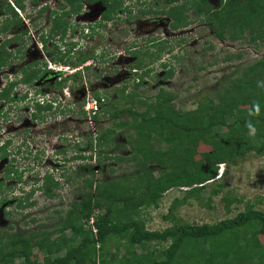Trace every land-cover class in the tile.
Wrapping results in <instances>:
<instances>
[{
  "label": "trees",
  "instance_id": "1",
  "mask_svg": "<svg viewBox=\"0 0 264 264\" xmlns=\"http://www.w3.org/2000/svg\"><path fill=\"white\" fill-rule=\"evenodd\" d=\"M189 4L172 12L175 28L187 25ZM192 4L221 39L237 40L249 32L252 40L264 42V0H221L218 7L209 0H193ZM2 9L0 1V12ZM240 73L239 78L223 83L215 96L188 110L177 108V95L164 88L148 99H142L138 91L127 92V86L118 88V98L95 94L99 109L92 118L99 121L109 116L113 124L100 128L88 149L97 146L99 164L116 158L134 162V168L118 178L96 179L98 168L85 165L91 175L86 170L82 173L86 176L80 200L61 216L57 227H27L11 234L0 230V264H16L17 259L19 264H264V210L254 203L249 202L234 217L197 224L174 214L181 202L175 199L165 215L172 223L165 229L148 228L146 218L147 209L157 208L172 188H188L183 200L199 199L207 183L218 176L219 164L234 162L251 151L264 154V55L241 67ZM174 74L175 69L170 68L164 79ZM142 84H135L136 89ZM140 102L146 105L142 111L135 106ZM222 127L225 132L220 131ZM120 129L129 133V155L109 150ZM197 155L210 170L202 168ZM60 185L56 175H48L40 188L51 198L57 196ZM32 195L16 196L19 207L33 205ZM223 200L227 211L234 201H241L227 196ZM233 234H237L236 240ZM36 249L48 253L44 261Z\"/></svg>",
  "mask_w": 264,
  "mask_h": 264
},
{
  "label": "flooded vegetation",
  "instance_id": "2",
  "mask_svg": "<svg viewBox=\"0 0 264 264\" xmlns=\"http://www.w3.org/2000/svg\"><path fill=\"white\" fill-rule=\"evenodd\" d=\"M189 1L187 25L175 28L172 12ZM192 1L14 0L20 10L14 9L15 13L4 5L0 12V204L2 171L21 179L22 174L12 170L14 163L32 166V180L44 181L57 175L50 171L56 161L62 166L56 168L62 170L57 179H65L68 162L87 159L81 139L82 148L71 156L65 144L54 145L55 136L71 135H53V119L87 120L83 103L88 96L106 93L101 88L106 80L127 86L129 92L136 70L154 68L158 61L165 67L159 75L174 68L188 46L186 36L180 35L188 31V12L198 13ZM147 56L153 57L148 65ZM93 133L97 136V128Z\"/></svg>",
  "mask_w": 264,
  "mask_h": 264
},
{
  "label": "rangeland",
  "instance_id": "3",
  "mask_svg": "<svg viewBox=\"0 0 264 264\" xmlns=\"http://www.w3.org/2000/svg\"><path fill=\"white\" fill-rule=\"evenodd\" d=\"M0 1H2L3 7L6 4L5 2H9L12 7L15 6L12 2L14 0ZM220 1L209 0V4L218 7L220 6ZM198 13L194 10H189L188 12L189 25L187 26L188 28L186 30L188 31L186 32H190V34L185 35L186 32L180 34L181 36H186L188 46L180 52L181 58L175 60L174 76L170 79H164V74L159 75L158 72L164 70L165 67L158 61L154 68L144 66L140 69L141 73L147 69H151L152 72L147 75V80L137 89L135 86L137 82L135 80V83L130 85L129 92L138 91L142 99H148L156 95L160 89L164 88L177 95L174 101L177 108L181 110L192 109L202 100L207 101L209 97L215 96V91L223 83L228 82L231 78H239L241 76V67L254 63L264 55V42L262 40H252L249 37V32H246L242 38L237 40L221 39L210 27L208 22H206L205 15ZM151 51L153 52V49ZM228 56L233 57L226 59ZM152 58V56L146 57V65L151 62ZM115 85L113 79L106 80L103 82L101 88L102 90L106 88L104 91H107L106 94L111 95L112 98H118L120 95L118 88L122 85ZM89 97L91 96L87 98ZM135 106L138 110L142 111L146 105L140 102ZM100 118L99 121L94 120V118H89V116H87V120L81 121H72V119L69 120L66 116L61 117L57 121L53 119L52 121L55 123L52 132L53 135L59 132H66V134L71 135V137L61 136L59 139L55 136L53 138L55 140L54 145L57 143L65 144V149L69 147L70 156L75 154V151L83 146L78 145V139H81V142H85L84 147L89 148L91 138L96 137L93 131L97 128L98 135L100 128L104 126L110 127L113 124L109 116L105 118L102 116ZM65 120L69 121L67 122ZM220 131L225 132L226 128L222 127ZM130 144L131 139L129 138V133L125 129H120L118 135L114 138L113 147L109 150H112V154L116 153L118 155L120 153L129 155L132 152ZM92 151L90 152L88 149L86 151L87 158L90 156V153H93L94 158L92 160L81 159L70 161V163L68 162L66 164L69 172L66 174V179L61 181L62 185L56 190L57 196L47 197L39 186H35L37 191L35 190L29 199L34 204L29 208L19 207V199L15 197L22 195L24 197L29 194L33 186V180H31L34 178L33 167L29 166L24 179L19 181L13 178L12 174L8 177L2 171V199L5 198L7 201L0 204V230L11 234L19 232L22 229L25 230L27 227L33 229L44 228L46 230H52L54 227H57L60 224L61 216H65L70 208L73 207V203L80 200V194L83 192L82 190L85 184L84 177L86 176L82 173L86 170V174L88 173V176L90 174L88 171L89 168L80 166L82 163H85L86 166L93 164L98 168V171L94 175L96 179L118 178L129 173V169L135 166L134 162L117 161L116 158L104 160L99 164L98 152L94 149ZM196 160L202 165V168L206 170L211 169L208 164L202 163L198 155L196 156ZM57 162L50 166V171L56 172L57 176H59L62 170L59 171L56 168L62 169V166L55 165ZM15 164L13 166H16ZM18 166L20 169L23 168V165ZM101 166L105 167L103 171L99 169ZM151 167L158 168V165L151 164ZM112 168L115 171H112ZM44 169L45 167H43ZM158 174L159 172L157 171L156 175ZM42 184L43 181H40L38 185L41 186ZM22 188L25 190H22ZM186 189L188 188H172L165 192L159 200L157 208L150 207L147 209L146 218L148 228L152 230H163L171 225L172 221L166 219L165 215L170 210L175 199L181 200V202L177 203L174 214L181 217L184 222L197 224L216 223L234 217L239 211L244 210L249 202L254 203L258 209L264 210V154L251 151L236 158L234 162L228 161L219 164L218 176L214 181L211 180L207 183L199 199L189 197L183 200ZM224 196L232 200L240 199L241 201H234L231 205V211H227L223 200ZM33 219H36V221H33ZM70 233L71 230H68L67 234ZM236 238H238L237 234H233V239L236 240ZM120 251L123 253L124 248L122 247ZM35 253L43 261L48 256V253L40 252L37 249ZM61 254H64V251L59 255ZM56 256L53 255V258ZM19 263H21V260L17 259L16 264Z\"/></svg>",
  "mask_w": 264,
  "mask_h": 264
},
{
  "label": "clouds",
  "instance_id": "4",
  "mask_svg": "<svg viewBox=\"0 0 264 264\" xmlns=\"http://www.w3.org/2000/svg\"><path fill=\"white\" fill-rule=\"evenodd\" d=\"M13 2V1H12ZM15 7V9H16V11L17 12H19L20 10H19V8L18 7H16V6H14ZM52 69H54V70H56L57 68H55L54 66H53V68ZM141 69V68H140ZM140 69H139V71L138 70H136L135 72H137V75H139V76H137L136 77V82L137 83H139V82H141V81H145V80H147V75H149V69H147V70H145L143 73H141L140 72ZM137 83H135V84H137ZM120 87V86H119ZM121 88V87H120ZM86 100H87V102H86ZM85 100V102L83 103V109L86 111V114H87V116H89V118H92V116H93V114H95V112H97L98 111V109H99V106H98V101H97V99L94 97V96H91V97H89V98H87ZM96 101L97 102V108H90V107H88V105L90 104V103H92L93 101ZM97 137V136H96ZM95 137V138H96ZM93 138V137H92ZM91 138V139H92ZM96 144V143H95ZM89 145H90V142H89ZM96 145H95V148H94V150H97L96 149ZM88 149V148H87ZM88 151H92V150H89L88 149ZM93 152V151H92ZM97 152V151H96ZM91 154H93V153H90V155ZM94 158V157H93ZM14 165V164H13ZM16 166H12V170H14V171H17V172H19V173H21L22 175L20 176V178L21 179H18V181L19 180H22V179H24V176H25V174H27L26 173V171H27V168L30 166V165H24V164H18V165H23V168L22 169H20V167L17 165V164H15ZM97 171H98V169H97ZM24 173V174H23ZM57 176V175H56ZM27 177H29L28 175H27ZM33 179H35V177L33 178ZM60 179V178H59ZM66 179V178H65ZM32 180V179H31ZM61 181L63 180L64 181V179H60ZM27 181V180H26ZM40 181H43V180H33V186H32V188L30 189V192L29 193H31V192H34L35 190L37 191V189H35V186H39V187H41L40 185H38L39 184V182ZM22 190H25L24 188H22ZM23 192H26V191H23ZM27 194V193H26ZM23 196V195H22ZM18 197H21V196H18ZM91 223H93V222H91ZM93 228V230L94 231H96V228L93 226L92 227Z\"/></svg>",
  "mask_w": 264,
  "mask_h": 264
},
{
  "label": "built area",
  "instance_id": "5",
  "mask_svg": "<svg viewBox=\"0 0 264 264\" xmlns=\"http://www.w3.org/2000/svg\"><path fill=\"white\" fill-rule=\"evenodd\" d=\"M88 107H90V108H97V102L94 100L92 103H90L88 105ZM91 222H93V219L91 220Z\"/></svg>",
  "mask_w": 264,
  "mask_h": 264
}]
</instances>
